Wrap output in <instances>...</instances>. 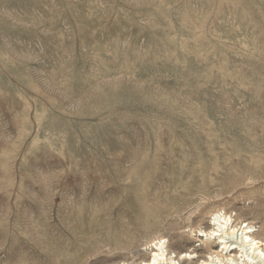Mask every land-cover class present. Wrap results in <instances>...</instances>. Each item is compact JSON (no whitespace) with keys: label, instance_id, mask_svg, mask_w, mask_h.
I'll use <instances>...</instances> for the list:
<instances>
[{"label":"rangeland","instance_id":"rangeland-1","mask_svg":"<svg viewBox=\"0 0 264 264\" xmlns=\"http://www.w3.org/2000/svg\"><path fill=\"white\" fill-rule=\"evenodd\" d=\"M215 210L264 237V0H0V264H218Z\"/></svg>","mask_w":264,"mask_h":264},{"label":"bare ground","instance_id":"bare-ground-1","mask_svg":"<svg viewBox=\"0 0 264 264\" xmlns=\"http://www.w3.org/2000/svg\"><path fill=\"white\" fill-rule=\"evenodd\" d=\"M209 221L211 228L207 231L199 230L197 238L201 239L208 250L211 245L219 247L215 256L209 253L208 259L211 262L215 259L219 261L216 262L218 264H264V237L260 239L252 235L256 228L253 229V226L246 222H243L244 225L235 224L236 220L222 210L213 211ZM164 244L162 239L151 241L145 248L150 252V256L141 264H176L171 258H166ZM188 257L191 256L188 254ZM202 264L208 262L202 261Z\"/></svg>","mask_w":264,"mask_h":264}]
</instances>
